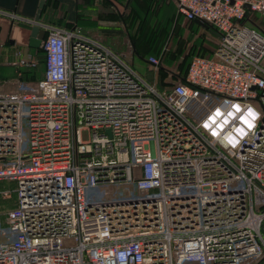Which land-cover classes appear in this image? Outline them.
Segmentation results:
<instances>
[{"label": "built area", "instance_id": "built-area-1", "mask_svg": "<svg viewBox=\"0 0 264 264\" xmlns=\"http://www.w3.org/2000/svg\"><path fill=\"white\" fill-rule=\"evenodd\" d=\"M171 1L220 38L169 87L100 41L43 25V79L0 88V183L15 184L0 189L3 202L15 195L0 207V264L264 259V0ZM122 183L134 197L88 196Z\"/></svg>", "mask_w": 264, "mask_h": 264}, {"label": "rangeland", "instance_id": "rangeland-1", "mask_svg": "<svg viewBox=\"0 0 264 264\" xmlns=\"http://www.w3.org/2000/svg\"><path fill=\"white\" fill-rule=\"evenodd\" d=\"M114 1L111 0L113 5L109 7L105 5L104 8L99 9L113 26L104 32L107 41L102 40V43L130 63L132 68L147 82L155 83L160 90L169 87L184 76L192 56H207L217 46L216 39L208 31L181 19L171 0ZM169 9L173 13V17L170 19ZM40 55L37 57V55L31 54L25 59L39 58ZM149 57L158 59V70L152 69L144 62ZM20 59L22 58H17L18 66ZM40 70L39 62L37 74ZM19 74L27 76L33 72L25 68V71L19 70ZM28 145V130L24 126V150H28ZM14 187V183L0 184V189L11 191ZM135 193V190L124 183L104 184L89 190L88 196L94 197L96 200L121 199L134 197ZM12 201H15L14 193L7 203L12 204Z\"/></svg>", "mask_w": 264, "mask_h": 264}, {"label": "crops", "instance_id": "crops-1", "mask_svg": "<svg viewBox=\"0 0 264 264\" xmlns=\"http://www.w3.org/2000/svg\"><path fill=\"white\" fill-rule=\"evenodd\" d=\"M42 1L44 2V6L41 11L40 19L38 22H35L34 19L37 15L40 3ZM115 1L119 2V0ZM105 5L109 7L110 5H113V3L111 2V0H0V11L12 13L23 19L17 20L0 16L1 90L4 92L14 90L13 84L20 78L24 82L34 83L43 79L44 77L45 69L42 65L41 70L37 74V71L39 69V58H34L37 61V65L35 67L27 68L29 69V71L33 72V74H28L27 76H21V74H19V70L25 71V67L21 68L17 65V58L25 59V57H28L31 54L37 55L38 57L40 54H42L41 48L32 49L28 46L31 28L33 26L36 25L41 29H43V25H51L67 29L72 28L77 34L81 36L102 42V40H106L104 32H107L106 29L112 26L110 21L106 19L105 16H103L105 14H102L101 11H99V9L104 8ZM168 15L169 19L173 17V13L170 9L168 10ZM177 15L183 21H186L182 15L178 13ZM28 21H34V24ZM186 22L192 23L197 27L208 31L218 42L220 35L210 26L203 24L207 27L204 28L200 24H198L200 23L198 21ZM246 23L251 27H261L260 19L257 14L248 13ZM145 61L146 59L144 60V62ZM262 66L264 67V58ZM13 80L15 81L11 82ZM5 183L11 184L10 182ZM12 204L0 200V207L2 209L9 207V205L13 207L14 201H12ZM260 233L264 241V221L261 226ZM257 264H264V262H259Z\"/></svg>", "mask_w": 264, "mask_h": 264}, {"label": "water", "instance_id": "water-1", "mask_svg": "<svg viewBox=\"0 0 264 264\" xmlns=\"http://www.w3.org/2000/svg\"><path fill=\"white\" fill-rule=\"evenodd\" d=\"M43 6H44V2L42 1L40 3V6H39V10L37 12V15L35 17V22H38L39 19H40V15H41V11L43 9ZM200 24L202 27L204 28H207L205 25L201 24V23H198ZM45 36V31L43 29H41L40 27L38 26H33L31 28V33H30V39H29V43H28V46L32 49H39L40 46H41V42L43 40Z\"/></svg>", "mask_w": 264, "mask_h": 264}, {"label": "trees", "instance_id": "trees-1", "mask_svg": "<svg viewBox=\"0 0 264 264\" xmlns=\"http://www.w3.org/2000/svg\"><path fill=\"white\" fill-rule=\"evenodd\" d=\"M212 28V27H211ZM213 29V28H212ZM41 55H40V57H41V59H39L40 61V64L43 66V68L45 69V65H44V54H43V52H42V50H41ZM39 57V58H40ZM188 64H189V62H188ZM188 66V65H187ZM187 70V69H186ZM185 74H186V72H185ZM185 74H184V76H185ZM184 76H182L183 78H184ZM181 77V78H182ZM19 80H21L22 81V79L20 78ZM260 262H264V259H262Z\"/></svg>", "mask_w": 264, "mask_h": 264}]
</instances>
